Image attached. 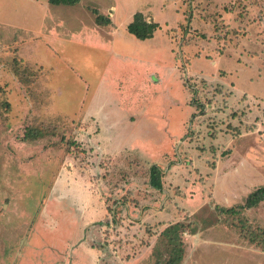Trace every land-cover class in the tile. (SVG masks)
<instances>
[{
  "label": "rangeland",
  "instance_id": "374dc122",
  "mask_svg": "<svg viewBox=\"0 0 264 264\" xmlns=\"http://www.w3.org/2000/svg\"><path fill=\"white\" fill-rule=\"evenodd\" d=\"M81 4L94 16L114 6L117 48L147 62L115 55L113 33L107 45L86 41ZM52 8L0 0V264L25 260L30 224L50 200L74 212L50 218L47 236L82 263L164 264L163 232L183 223L179 264H264V200L221 210L264 185V0ZM134 10L159 24L138 44L125 26ZM148 77L155 88L140 96ZM154 164L161 189L150 184ZM84 203L85 234L73 215Z\"/></svg>",
  "mask_w": 264,
  "mask_h": 264
},
{
  "label": "crops",
  "instance_id": "0c3cea01",
  "mask_svg": "<svg viewBox=\"0 0 264 264\" xmlns=\"http://www.w3.org/2000/svg\"><path fill=\"white\" fill-rule=\"evenodd\" d=\"M41 1L42 0H33V2H37V3L38 2L40 3ZM80 3H81V0H80V2H78L76 4H64V3H61V4H53L52 3L51 4V2L49 1V4L51 6L53 5V8L51 10H49V12L54 13V11L56 10L59 13H63V12H66L63 9L71 10L72 7H76ZM81 5H82V7L84 9L87 10L85 5H83V4H81ZM47 6H48V3H47ZM96 9H99L101 14H103L104 16L110 18L112 23L108 24V25L98 24L97 21H96V15L94 16V14H92L91 11L87 10V13H89L88 16H89V24L91 26L90 27L91 31H90V33L89 32L87 33L88 39L86 41L89 40L90 44H94L95 43V44L100 45L99 43H101V44L107 45L108 44L107 43V39L111 36V33H113V35H114V39H113L114 44H112V47L115 50L114 54L117 55V56L124 57L123 59H124L125 62L128 61V60L131 61L132 58H134V56L137 57L140 54L139 51H136V52H132V51L131 52H125V51L121 50L120 48H117V46H116L117 44H116L115 41H116V38H117L118 25H117V20L115 19V10H114L115 8H114V6L110 5L109 7H107V10H102L100 8H96ZM61 10H62V12H61ZM135 13L136 12L134 10L130 14V16L126 19L127 23L125 24V26L127 25V30H128L129 23H131L133 21V19H134ZM142 13L147 18V20H153V19H151V17H153V15H151L147 11L142 12ZM58 17H56V18L59 19ZM153 21H155V20H153ZM9 24L11 26H8V27H12V24L10 22H9ZM85 27H87V26H85ZM155 34H156V32H155ZM155 34H154V36H155ZM53 35H55V34H53ZM132 35L134 36V38L136 40H138V41H136L137 44L138 43H142L141 40H149V39H151V38L139 39L134 34H132ZM39 38H40V36L36 37V39H39ZM83 42H85V41H83ZM40 45H41V43L38 41V47ZM98 45H96V46L98 47ZM46 51L51 53L50 49H47ZM140 56H141V54L139 55V59H140ZM145 62H147V61L145 60L144 62H142V60L140 59V63L139 64H144ZM152 70H153V68H152ZM152 73H154V75H157V77L159 78L158 71H152ZM151 82H152V78H149V77L145 78V81H143L142 85L140 86L141 89L139 90V91L143 92V94L138 93L140 96H143V95L147 96V93L150 92V90H153L155 88L154 86H152ZM107 154H109V153H107ZM55 196L56 195H54V197ZM51 201L52 200H50V202H48V204H47V206H45V208L43 207V209H42L43 212H44L43 216L42 217L40 216L38 219H36L35 221H33L30 224L31 230H30V234H29V237H28L27 251H26V254H24L25 260L23 262H21L20 264H55L57 259H61V258H64V261H65V263L62 262V264H68L70 262L71 258H72L71 260H72L73 264H93L92 260L91 261L88 260V262H84V263H82L80 260H78L77 257L75 256L76 249L73 250L71 255H70L69 252L67 253L65 248L67 246H69V245H67L68 241H66L65 245H63V246H66V245L67 246L65 248H61L62 246L57 245V242H56V240L54 239V237L52 235L50 237L47 236V233H52L47 228H45L46 225H48V222H49L48 220L50 218H53V217L57 218L58 215H61V216H65L67 214L71 215V213L74 212L73 211L74 208H72V207H71V212H64L65 210H62L60 205L55 207V206H53V205H55V204H53L55 202H51ZM90 206H91L90 204H85V203L81 204L80 209L82 208L81 210H83L82 213H81V216H79V214L77 215V213L73 214V215H75L76 224L78 225V223H81L82 231H83L84 234L86 232H88V231H86V229H88L87 225H88V223H91V219H93L92 211L90 212ZM52 225H49V227H51ZM82 243H78V245H82ZM71 245L73 246V248H75L76 243L72 242ZM45 248L48 249L47 252L44 251ZM91 250H93V249H91ZM82 253L84 255H86V253H84V252H82ZM88 255L90 256L89 253H88Z\"/></svg>",
  "mask_w": 264,
  "mask_h": 264
},
{
  "label": "trees",
  "instance_id": "16d2710c",
  "mask_svg": "<svg viewBox=\"0 0 264 264\" xmlns=\"http://www.w3.org/2000/svg\"><path fill=\"white\" fill-rule=\"evenodd\" d=\"M53 4H76L80 0H49ZM96 14V21L101 25L111 24L110 18L104 16L97 9H93ZM159 27V24L153 20H147L144 14L140 11L136 12L134 19L128 25V30L130 33L134 34L139 39L152 38ZM162 170L161 168L154 164L150 168V184L154 188L161 189L163 187L162 182ZM264 200V185L258 187L246 197L244 203L236 204L230 207H222L221 210L225 213L232 215H238L244 210L251 209L259 205ZM183 223H175L163 232L166 240L171 246L172 254L164 264H179L183 259V240L181 237V230L183 229Z\"/></svg>",
  "mask_w": 264,
  "mask_h": 264
}]
</instances>
